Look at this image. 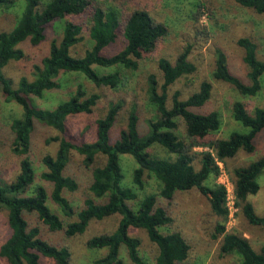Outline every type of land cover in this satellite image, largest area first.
<instances>
[{
	"label": "trees",
	"instance_id": "16d2710c",
	"mask_svg": "<svg viewBox=\"0 0 264 264\" xmlns=\"http://www.w3.org/2000/svg\"><path fill=\"white\" fill-rule=\"evenodd\" d=\"M244 7L264 14V0H236ZM15 0H0V7L10 8ZM90 16L89 35L92 46L84 55H74L73 48L83 40V26L73 20H66L62 37L54 40L50 52L41 64L34 66V78L21 77L17 86L8 78L4 68L11 60H21L26 54L20 47L25 41L40 44L46 38L47 28L53 22L69 16ZM120 30L125 37V46L111 55L102 51L116 42ZM168 33L167 25L158 21L149 11L136 8L122 17L115 8H107L98 0H25L22 15L15 26L0 32V91L8 101H15L22 107L20 117L12 121L14 134L13 151L21 156L20 170L10 182L0 183V205L8 211L10 237L0 246V256L9 264H46L43 258L55 264H71L72 252L68 246L57 244L41 237L38 226L31 227L24 212H37L39 219L51 230H64L68 237L83 234L91 221L102 220L120 214L117 228L111 233L92 236L86 242L89 248H104L108 251L93 264H127L121 256L122 246L134 264H146L140 254L141 239L130 234V228H143L158 247L157 264H184L190 253V246L177 231L164 233L161 228L173 222L168 207L159 202L158 194L151 193L139 199V190L145 187V175L149 172L162 183L159 195L171 203L177 191L198 189L208 197L212 211L221 218L216 226V237L223 236L222 255L237 254L239 264H264V244L257 251L249 238L227 230L229 217L228 191L217 182L221 167L240 150L252 153L259 132L264 130V108L256 106L253 111L248 103L238 100L233 104L235 120L248 127V132L233 131L227 138H214L221 129L218 111L199 112L211 98L213 83L203 80L198 90L187 98L180 91L172 96L169 105V90L182 76L196 72L197 66L190 60L191 47L186 46L174 61L162 57L158 69L163 72L160 83L156 74L148 77L149 103L156 109L157 117L148 120V129L140 128L141 116L134 104L129 110L127 125L120 131L119 138L112 143L111 133L124 108L122 100L111 102L106 114L97 119L96 139L92 142H74L67 136V121L76 114H92L101 96L88 93L78 85L71 97L54 108L36 105L31 96L43 97L46 91L60 87L58 80L62 73H83L98 87L116 88L123 82L121 68L137 70L146 54L157 49L159 42ZM264 41V36H263ZM244 50L243 60L248 67L247 80L233 72L227 53L216 50L215 69L212 78L231 84L243 96H256L263 88L264 58L258 54V44L250 37L237 40ZM112 68L100 73L94 67ZM180 119L184 129L181 130ZM46 124L59 134L48 139L58 141L55 155H43L46 171L42 178L53 183L51 198L60 206L70 220L64 219L48 205L47 188L36 184L34 163L30 156L33 147V132L36 123ZM160 145L173 157H160L151 148ZM197 147L208 149L197 151ZM82 155L83 164L92 170L90 191L95 197H87L84 205L77 209L64 194L77 191L79 181L66 174L72 152ZM129 154L137 166L133 171V186L126 184L122 156ZM99 155L105 163L95 165ZM195 162L200 164L197 168ZM264 172V156L248 165L229 169L234 184L236 204L252 225L264 227V215L256 212L249 196L260 190L259 177ZM213 180L212 184L208 182Z\"/></svg>",
	"mask_w": 264,
	"mask_h": 264
},
{
	"label": "rangeland",
	"instance_id": "374dc122",
	"mask_svg": "<svg viewBox=\"0 0 264 264\" xmlns=\"http://www.w3.org/2000/svg\"><path fill=\"white\" fill-rule=\"evenodd\" d=\"M105 7L115 8L122 17L129 14L136 8H142L150 12L158 21L167 25L168 33L162 39L155 51L146 54L140 61L137 70L121 68L123 82L116 88L98 87L83 73L67 72L62 73L58 80L60 87L46 91L43 97L31 96L33 102L42 108H54L59 103L68 100L75 92L78 85L84 86L88 93H98L101 98L92 114H76L69 117L67 121V136L74 142H92L96 139L97 119L104 116L111 102L122 100L124 108L111 133V140L114 143L120 135V131L126 127L128 114L131 107L136 104L141 116L140 128L142 131L148 129V120L157 117L156 109L149 103L148 99V77L156 74L160 83L163 82V72L158 69L159 59L166 57L174 61L178 54L186 47H191L190 60L197 66L193 74L179 78L169 90V105L172 103V96L180 91L182 98H187L191 93L198 90L203 80H211L213 83L212 96L202 107L196 108L199 112L216 110L220 114L221 129L213 134L214 138H227L233 131L248 132L249 128L235 120L233 116V104L238 100L248 103L251 111L256 106L264 108V76L263 88L256 96H243L231 84L214 80L212 78L215 69L216 50L221 48L229 58L231 69L236 74L247 80L248 67L245 64L244 50L238 46L237 40L241 37H250L258 44V54L264 58V14L244 7L236 0H98ZM25 7V0H15L10 8L0 7V32L11 30L22 15ZM66 20H73L83 26V40L73 48L74 55H84L86 50L92 46L89 35L91 24L90 16L74 15L59 19L47 28L46 38L38 45L25 41L20 47L25 51L26 56L21 60H11L4 68V72L13 82L18 85L21 77L26 76L30 80L34 78V66L41 64L42 59L50 52L54 40H60ZM125 37L120 30L119 36L112 45L106 47L102 52L106 55L114 54L125 46ZM100 73L113 71L112 68L94 65ZM22 107L15 101H8L0 91V183L12 181L20 170L21 156L13 151L14 134L12 132V121L20 117ZM181 130L183 131V120L180 119ZM59 132L51 126L37 122L33 132V147L30 158L34 163L36 173V184L44 185L49 194L48 205L58 213L65 222L74 220L68 219L62 209L51 198L53 183L42 178L46 171L42 159L43 155H55L58 141L48 142V139L58 135ZM256 149L249 153L240 150L233 158L228 159L227 167L224 166V175H220L217 182L223 183L229 180V187L233 188L231 194V205L229 217L226 220L227 230L249 238L253 247L259 251L264 244V227L252 225L245 217L243 211L236 204L234 184L231 180L229 169L246 166L254 160L264 156V130L259 132L254 139ZM208 149L197 147V151ZM154 155L160 157H173L160 145L150 149ZM82 155L73 151L71 161L66 174L74 176L80 184L77 191H65L64 194L73 202L77 209L84 205L87 197H95L90 191L92 182V170L83 164ZM105 156L99 155L95 165L105 163ZM122 165L126 175V184L133 186V171L137 166L134 158L125 154L122 156ZM197 168L200 167L195 162ZM145 187L139 190L141 200L148 194H158L159 202L168 207L173 222L161 230L164 233L180 232L190 246L188 259L184 264H239L240 257L237 254L222 255L220 247L223 236L216 237V226L221 221L211 209L208 197L198 189L177 191L170 204L163 199L159 193L162 188L161 181L153 174L146 172ZM213 183V180L208 182ZM261 185L257 194L249 196L256 212L264 215V172L259 177ZM96 198V197H95ZM104 201V198L98 199ZM25 218L31 227L38 226L41 230V237L59 246H68L72 252L71 264H93L108 251L104 248H89L87 240L94 235L113 232L121 219L120 214H114L102 220L91 221L89 228L83 234L68 237L65 231L51 230L38 217L37 212H24ZM132 236L141 239L140 254L144 257L146 264H157V245L152 242L148 233L143 228H130ZM11 229L8 224V211L0 205V246L10 237ZM127 249L122 246L121 256L127 264H134L126 253ZM46 264H55L48 258H43ZM0 264H9L0 256Z\"/></svg>",
	"mask_w": 264,
	"mask_h": 264
},
{
	"label": "built area",
	"instance_id": "2783aa9c",
	"mask_svg": "<svg viewBox=\"0 0 264 264\" xmlns=\"http://www.w3.org/2000/svg\"><path fill=\"white\" fill-rule=\"evenodd\" d=\"M218 165H220V167H221V174L220 175L222 176V175H224V166L221 164V162H219ZM227 182H229V180H227L226 182H223L221 184H223L227 188V191H228V197H227L228 202H227V204H228V207L230 209L232 207L230 198H231V194L233 195V188L231 190V188L229 187V183L227 184Z\"/></svg>",
	"mask_w": 264,
	"mask_h": 264
}]
</instances>
